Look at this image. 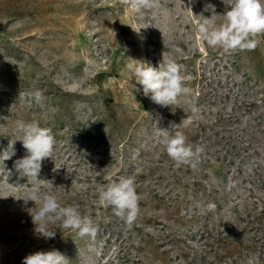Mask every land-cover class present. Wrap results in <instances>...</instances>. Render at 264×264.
<instances>
[{
	"label": "rangeland",
	"instance_id": "obj_1",
	"mask_svg": "<svg viewBox=\"0 0 264 264\" xmlns=\"http://www.w3.org/2000/svg\"><path fill=\"white\" fill-rule=\"evenodd\" d=\"M209 3L229 10L222 0H160L139 14L120 0H0V264L51 250L68 264H264V34L254 50L209 47L194 30ZM163 54L184 76L168 107L126 69L131 58L158 68ZM18 121L52 130L38 176L52 183L38 187L90 217L95 238L59 223L54 238L35 232L34 202L17 200L32 187L14 166L28 154ZM158 128L204 149L195 167L167 155ZM122 176L140 196L131 227L99 200Z\"/></svg>",
	"mask_w": 264,
	"mask_h": 264
},
{
	"label": "clouds",
	"instance_id": "obj_2",
	"mask_svg": "<svg viewBox=\"0 0 264 264\" xmlns=\"http://www.w3.org/2000/svg\"><path fill=\"white\" fill-rule=\"evenodd\" d=\"M227 10L223 15L216 13L215 5L206 4L204 10L212 13L210 18L204 15L195 16L191 9L188 10L197 17L194 30L199 38L211 48H222L225 51L254 50L259 44L258 36L264 34V0H222ZM120 3L129 7L134 13L160 8V0H120ZM203 16L201 21L199 17ZM221 17L223 23L216 25L215 21ZM134 30V29H133ZM139 33L140 30H134ZM131 63L126 65L135 81L142 86L143 95L153 103L168 107L178 102V98L185 91L183 66L168 59L163 54L159 67L131 58ZM36 103L43 100V94L38 90L34 93ZM193 112L198 109L193 106ZM178 125H172L177 127ZM17 131L21 133L18 140L22 141L27 155L15 161V168L21 177H27V184L32 185L23 198L27 205L34 202L35 210L29 211L35 232L40 236L51 239L55 231L49 229V224L59 223L60 228L76 232L81 238L88 236L95 238L97 227L87 215H82L77 206H62L57 197L46 191H41L38 185L51 182L38 179L42 170V162L47 158L53 159L55 137L52 130L41 127L38 122H17ZM171 127V128H172ZM158 143L166 150L167 155L178 164L196 166L203 153L202 147L195 149L186 143V136L177 131L170 134L167 128H158ZM17 140V139H16ZM15 141H10L3 154H7L4 161L15 155ZM56 169H54L55 171ZM99 200L105 207H110L113 214L131 227L140 213L139 200L132 176L120 177L118 182L108 184L99 192ZM34 208V207H33ZM31 208V209H33ZM22 264H68L66 257L58 250L37 251L23 258Z\"/></svg>",
	"mask_w": 264,
	"mask_h": 264
}]
</instances>
